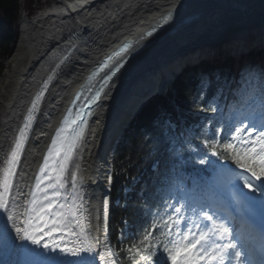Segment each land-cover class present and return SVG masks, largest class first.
Segmentation results:
<instances>
[{"label": "bare ground", "instance_id": "bare-ground-1", "mask_svg": "<svg viewBox=\"0 0 264 264\" xmlns=\"http://www.w3.org/2000/svg\"><path fill=\"white\" fill-rule=\"evenodd\" d=\"M52 6L38 10L33 17L23 16L20 36L0 77V174L5 157L13 144L16 130L43 79L61 62L54 80L34 114L27 133L22 158L9 193V203L23 207L26 185L47 133L63 107L71 89L96 60L122 39H140L143 31L159 17L173 12L169 26L173 34L153 44L130 62L100 99L94 121L77 150L66 178V200L78 197L83 204L84 224L91 237L99 241L96 251L105 246L114 253L104 218V200L109 197L110 166L118 140L149 93L166 87L169 75L177 66L208 50L226 46L236 51L237 60L245 52L264 43V13L261 0H52ZM251 10V13L247 12ZM196 15L182 23L187 16ZM238 32L228 34V28ZM196 50L190 54L191 50ZM247 54V53H246ZM238 66V61L237 64ZM142 83L144 85L140 86ZM150 83V84H149ZM235 78L229 91L235 88ZM146 97V98H144ZM235 169L224 167L223 179L215 184L225 193L237 183ZM220 175L218 177H220ZM75 177V188H73ZM244 193L248 190L242 188ZM232 214H249L264 224V208L232 202ZM109 216V206H108ZM108 220V217H107ZM74 239L67 237L66 240ZM72 246L71 243L68 244ZM116 254V253H115ZM15 251L0 248V264H17ZM91 264H103L100 257H87ZM114 259L120 264L117 254Z\"/></svg>", "mask_w": 264, "mask_h": 264}, {"label": "snow or ice", "instance_id": "snow-or-ice-1", "mask_svg": "<svg viewBox=\"0 0 264 264\" xmlns=\"http://www.w3.org/2000/svg\"><path fill=\"white\" fill-rule=\"evenodd\" d=\"M130 47L131 45H125L121 52ZM116 71H119V68ZM96 95L98 97L99 92ZM39 99L40 96L37 97V100ZM212 110L216 111L215 108ZM77 119L81 120V125L84 123L79 115ZM72 123L75 124L76 121ZM73 131L74 135L64 155V163L55 181L41 188L43 177H38L35 191L22 210L18 211L21 206L15 201L10 205L8 196L25 139L23 130L6 161V167L0 174V248L15 251L21 257L17 264H37L39 258L56 252L64 256L77 257L74 264H91L87 259L91 254L98 255L103 264H116L114 259L116 254L107 246L103 253L96 251L99 241L87 232L82 211L83 204L76 203L78 197H74L71 203L66 199L64 203H60L56 199L60 196V189L64 187L59 175L63 173L66 162L71 158V153L81 139L83 127L79 126V131ZM59 135L58 131L57 136ZM55 144L56 140H53V145ZM204 144L211 149L213 155H217L219 141L214 140L209 143L205 140ZM220 147L230 150L233 163L240 169L239 173L234 174L237 183L229 188V196L246 206L259 205L264 208V123L258 125L255 121L249 123L240 121V125L235 126L231 133V141ZM199 162L208 163L203 158ZM45 167H47V157ZM44 171L45 168L42 167L41 173ZM241 185L248 190L247 193L241 190ZM75 186V177H73V188ZM49 189L53 190L51 196L48 194ZM185 209L186 205L181 204L174 209L176 218L169 216L168 221H165L168 232L167 240L163 244V252L167 254L166 258L153 260L155 253L151 251L153 247L151 232L146 233L140 245H134L129 252L135 250L136 255L145 264H255L246 239L234 232L227 215H221L211 203L202 204L198 211L193 209L191 218L183 214ZM107 217L108 198L105 197V222ZM173 228L175 231L172 230ZM66 236L74 239L66 241ZM69 243L72 244L71 247L68 246ZM59 264L64 262L61 261ZM259 264H264V258Z\"/></svg>", "mask_w": 264, "mask_h": 264}, {"label": "trees", "instance_id": "trees-1", "mask_svg": "<svg viewBox=\"0 0 264 264\" xmlns=\"http://www.w3.org/2000/svg\"><path fill=\"white\" fill-rule=\"evenodd\" d=\"M27 3L28 15L32 17L35 10L32 8V0H24ZM20 10L21 0H0V77L5 68L8 58L13 53V48L20 36ZM260 68V66H257ZM228 72L225 63L203 64L200 68L188 69L181 75L174 84L175 93L168 95L155 94L143 107L141 112L132 120L129 128L119 143L114 163V192L111 200L110 211V237L116 250L119 252L118 235L123 227V219L128 216L137 219L140 210L135 204L124 205V189L121 183L128 176L132 177L137 173V168L144 165V158L151 151H155V157L162 162L168 159L172 152L169 151L167 131L171 133L169 122H178L183 118L188 126L194 127L203 139L207 135L205 122L210 120L213 126H217L218 115L212 109L218 103L220 89ZM247 73V74H246ZM251 68L244 69L243 82L248 83L253 75ZM259 86L264 88V71L259 73ZM241 94H238L240 97ZM199 128H196V125ZM217 129V128H215ZM184 153L191 155V148L185 147ZM218 153L224 159H230L227 152L222 148ZM192 168L201 170L193 158ZM119 172H124L122 179H119ZM164 173L158 174L161 178ZM155 176L152 173L146 174ZM152 185H149V188ZM133 195H136L135 193ZM120 196L121 203L115 206L116 198ZM127 217V218H128ZM121 264H128L125 258L119 255Z\"/></svg>", "mask_w": 264, "mask_h": 264}, {"label": "rangeland", "instance_id": "rangeland-1", "mask_svg": "<svg viewBox=\"0 0 264 264\" xmlns=\"http://www.w3.org/2000/svg\"><path fill=\"white\" fill-rule=\"evenodd\" d=\"M31 3H32V8L35 10V13H36L40 9H45V8H47L49 6H52L53 1L52 0H32ZM20 13H21L20 21H21L23 16H28V7H27V3H25L24 0H21ZM20 21H19V24H20ZM256 49H257V47H252V48L248 49L245 52V54H243V57H241L239 60H236L237 58H235V54H236L235 51L234 52L233 51H229L227 47H219V48H216V50H214V51L213 50L207 51L206 54L208 52L209 53L207 55H205L206 58H204V59H212V60H218V59L222 60L223 59V60H226V62H228L227 58L231 57L234 54V57H231V63H230L231 69L232 68L234 69V67L236 66V61H238V65L240 64V66H243L244 63L248 59H250L251 55L253 54V51L255 50L254 52H257ZM255 54H257V53H255ZM262 56H263V53H259L258 52V56H256V59L260 60V58ZM249 64H250V61H249ZM232 78L233 77L230 76L227 79V81L232 80ZM237 82L241 83V81H239V80ZM228 84L229 83L226 82L225 85H224L225 88L223 89V92H222V95H221V101L219 103V105L223 106L224 109H225L226 104L228 102V98H229V96L231 94L230 91L228 90ZM236 89L237 88H235V90ZM218 111H220V110H218ZM223 123H224L223 121H220V127H223ZM232 126H233V123H232ZM207 130H208L207 134H209V135L213 134V129L212 128H209ZM226 133L223 132V131L218 133V135H217V137L215 139V141H219V145H218L217 149L220 148V145H225V144H227V143H229L231 141V133H232L231 129L228 130L227 134ZM224 139H226L227 142H223ZM206 140L209 141V143L214 141V140H208V139H206ZM204 141L201 142V143L199 142L198 144H196V142H195L194 144H196L197 147H193V154H194L195 158L197 159V161H198V163L200 165H204V164H201L199 162L200 159H202V158L206 159L208 161V163H211L213 161L212 160L213 157L216 158V157L219 156V154L213 155L211 149L205 146ZM223 149L225 151H227L230 154V157H231L230 150L225 149V148H223ZM123 173L124 172H119L118 173L120 180L122 179ZM193 175H194L193 176V184H194V188L193 189L195 191L196 190V183L198 181H197V175H195V174H193ZM127 181H132V180L130 179V180H127ZM131 184H133V183H131ZM127 189L130 190L129 187ZM130 192L131 193L136 192L135 194H137L136 190H130ZM151 223H152L153 226L158 227L157 224H156L155 219H152ZM133 227L138 228L135 224H132V223L129 222L127 224V227H124L123 234H121V232H120L119 237H118V241L122 245V246H120V250L127 251L128 253H130L129 249L133 248L134 245L139 246L140 245V241L143 239L144 235L146 233H148V232H151V234H152L151 243L153 245L151 251L154 252L156 250V247H155L156 230L154 232H152V231H150L148 229H142L141 231L139 229H137L135 232H133V230H132ZM131 254L132 255L126 256L129 259V261H128L129 264H133L134 261H135V264H137V263L138 264H145V262L141 261L139 256L136 255L135 250H133V252H131ZM137 258H139V259H137Z\"/></svg>", "mask_w": 264, "mask_h": 264}, {"label": "water", "instance_id": "water-1", "mask_svg": "<svg viewBox=\"0 0 264 264\" xmlns=\"http://www.w3.org/2000/svg\"><path fill=\"white\" fill-rule=\"evenodd\" d=\"M261 1L264 2V0H261ZM247 13L250 14V13H251V10H249ZM171 14L173 15L174 13L171 12ZM258 22H259L260 25H263V26H264V13L261 15V17H260V19H259ZM161 23H162V24L159 26L160 28L163 26V21H162V20H161ZM174 31H175V28H172V29H169V30L164 31V32L162 33L161 37H159L158 39L154 40L152 43H154V42H156V41H162L163 39H165V38H167L168 36H170L171 34H173ZM237 32H238V28H237V27H230V28H228V34H227V35H232V34H235V33H237ZM60 64H61V62H59V64H58L57 66H59ZM101 77H102V75H100V76L96 79V82H94V84H96V83L98 82V80H99ZM101 86H102V84H101ZM91 87L94 88V85H92ZM104 87H105V85H103L102 88H104ZM102 88H101V89H102ZM87 91H88V90L83 89V90L80 92V94H79V100H80V101H86V99H84L83 97H84V96H87V95L85 94ZM89 91L91 92L92 90H89ZM78 105H79V106H84V104H82V103H79ZM36 111H37V107H35V108L33 109V113H32V114H35ZM33 121H34V120H32V121L29 123V125L27 126V128H26V129H27V130H26V133H28L29 130L31 129V126H32ZM77 259H78V258H77Z\"/></svg>", "mask_w": 264, "mask_h": 264}, {"label": "flooded vegetation", "instance_id": "flooded-vegetation-1", "mask_svg": "<svg viewBox=\"0 0 264 264\" xmlns=\"http://www.w3.org/2000/svg\"><path fill=\"white\" fill-rule=\"evenodd\" d=\"M65 240H66V237H65Z\"/></svg>", "mask_w": 264, "mask_h": 264}]
</instances>
